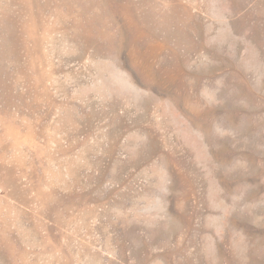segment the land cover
I'll return each instance as SVG.
<instances>
[{
	"label": "rangeland",
	"instance_id": "obj_1",
	"mask_svg": "<svg viewBox=\"0 0 264 264\" xmlns=\"http://www.w3.org/2000/svg\"><path fill=\"white\" fill-rule=\"evenodd\" d=\"M0 264H264V0H0Z\"/></svg>",
	"mask_w": 264,
	"mask_h": 264
}]
</instances>
